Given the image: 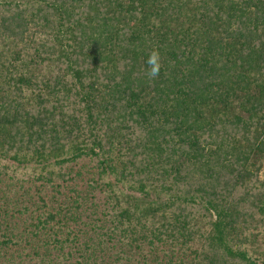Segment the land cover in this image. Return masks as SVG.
<instances>
[{
  "label": "trees",
  "instance_id": "1",
  "mask_svg": "<svg viewBox=\"0 0 264 264\" xmlns=\"http://www.w3.org/2000/svg\"><path fill=\"white\" fill-rule=\"evenodd\" d=\"M264 0H0V264H264Z\"/></svg>",
  "mask_w": 264,
  "mask_h": 264
},
{
  "label": "rangeland",
  "instance_id": "2",
  "mask_svg": "<svg viewBox=\"0 0 264 264\" xmlns=\"http://www.w3.org/2000/svg\"><path fill=\"white\" fill-rule=\"evenodd\" d=\"M259 177H260V179L264 180V159L262 161L261 168H260V171H259Z\"/></svg>",
  "mask_w": 264,
  "mask_h": 264
}]
</instances>
